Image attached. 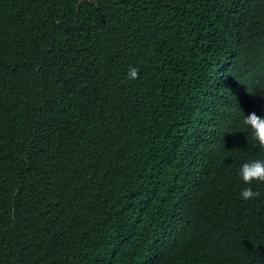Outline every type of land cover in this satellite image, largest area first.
<instances>
[{"label": "trees", "instance_id": "1", "mask_svg": "<svg viewBox=\"0 0 264 264\" xmlns=\"http://www.w3.org/2000/svg\"><path fill=\"white\" fill-rule=\"evenodd\" d=\"M262 106L264 0H0V264H264Z\"/></svg>", "mask_w": 264, "mask_h": 264}, {"label": "clouds", "instance_id": "2", "mask_svg": "<svg viewBox=\"0 0 264 264\" xmlns=\"http://www.w3.org/2000/svg\"><path fill=\"white\" fill-rule=\"evenodd\" d=\"M138 76L137 68L131 67L127 73V78L136 80ZM233 95L236 94L233 93ZM261 112H264V106L261 107ZM242 123L251 131L258 147L264 149V115H259L255 109H252L244 114ZM239 176L245 185H252L254 182L264 183V160L255 159L243 163L239 170ZM257 195L258 193L254 192L251 187H245L240 192V197L246 201L254 199Z\"/></svg>", "mask_w": 264, "mask_h": 264}]
</instances>
